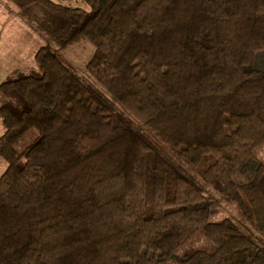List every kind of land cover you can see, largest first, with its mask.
<instances>
[{
    "label": "trees",
    "instance_id": "obj_1",
    "mask_svg": "<svg viewBox=\"0 0 264 264\" xmlns=\"http://www.w3.org/2000/svg\"><path fill=\"white\" fill-rule=\"evenodd\" d=\"M10 1L95 53L0 83V264H264V0Z\"/></svg>",
    "mask_w": 264,
    "mask_h": 264
},
{
    "label": "rangeland",
    "instance_id": "obj_2",
    "mask_svg": "<svg viewBox=\"0 0 264 264\" xmlns=\"http://www.w3.org/2000/svg\"><path fill=\"white\" fill-rule=\"evenodd\" d=\"M70 6L88 8L85 0H53ZM47 11L40 7L31 9L26 14L10 0H0V83L9 71L28 73L37 70L35 53L39 47L49 44L57 49L59 55L76 71L78 75L89 79L87 64L95 53V46L88 40H81L65 49L54 46L46 32ZM2 41V42H1ZM2 53V54H1ZM3 55V56H2ZM4 102L0 97V105ZM34 132L27 135L19 144V148L29 144L34 138ZM264 160V148L259 153ZM8 167L7 162L0 158V177ZM207 191V190H206ZM208 195L213 198V219L230 218L238 225L245 227L240 220L235 205L223 201L208 189ZM246 230V228H244Z\"/></svg>",
    "mask_w": 264,
    "mask_h": 264
},
{
    "label": "crops",
    "instance_id": "obj_3",
    "mask_svg": "<svg viewBox=\"0 0 264 264\" xmlns=\"http://www.w3.org/2000/svg\"><path fill=\"white\" fill-rule=\"evenodd\" d=\"M1 37V36H0ZM2 42V41H1ZM0 46H1V43H0ZM2 54V53H1ZM3 56V55H2ZM254 65L257 69L261 70V71H264V50L262 51H259L256 56H255V59H254ZM16 69L13 68L9 71V73H7L5 76H3V81L12 73L14 72ZM2 81V82H3ZM4 132V127H3V124H2V120L0 118V135H2Z\"/></svg>",
    "mask_w": 264,
    "mask_h": 264
}]
</instances>
